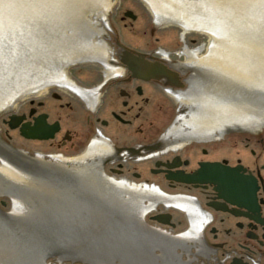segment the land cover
<instances>
[{"label": "flooded vegetation", "instance_id": "af4514ba", "mask_svg": "<svg viewBox=\"0 0 264 264\" xmlns=\"http://www.w3.org/2000/svg\"><path fill=\"white\" fill-rule=\"evenodd\" d=\"M127 11L99 35L92 61L54 78L44 100L30 99L22 113L29 126L44 117L49 132L58 128L28 139L48 146L28 152L89 168V180L121 200L127 264H264V77L189 61L191 52L209 51L191 46L195 40L181 38L178 49L129 47ZM127 47L163 66L161 77H135L123 61ZM86 152L85 161H70Z\"/></svg>", "mask_w": 264, "mask_h": 264}, {"label": "water", "instance_id": "95a60500", "mask_svg": "<svg viewBox=\"0 0 264 264\" xmlns=\"http://www.w3.org/2000/svg\"><path fill=\"white\" fill-rule=\"evenodd\" d=\"M141 1L154 25L179 24L188 32L184 39L195 40L191 46L202 42L204 54L209 49L204 56L191 52L189 61L207 62L227 73L249 76L254 71L264 77V0ZM113 5V0H0V116L40 92L72 58L69 65L90 59L81 55L99 52L97 40L106 30L104 24L108 19L114 25ZM127 15L136 18L133 12ZM181 41L172 48L178 49ZM123 61L138 78H159L164 71L146 54L128 48ZM25 117L12 114L8 124L11 129L21 125L26 138L48 139L58 128L49 132L44 117L30 127L23 123ZM0 135L12 144L1 130ZM0 153L15 159L21 169L2 163L0 157V209L7 212L0 211V264H43L53 255L90 263L120 258L127 264V215L119 214L121 200L111 197L108 186L89 180L95 173L86 168L67 173L36 166L3 140ZM88 155L70 161H85ZM180 178L193 179L189 175Z\"/></svg>", "mask_w": 264, "mask_h": 264}, {"label": "rangeland", "instance_id": "374dc122", "mask_svg": "<svg viewBox=\"0 0 264 264\" xmlns=\"http://www.w3.org/2000/svg\"><path fill=\"white\" fill-rule=\"evenodd\" d=\"M126 10H132L137 15L136 20L127 18L128 46L135 49L149 50L154 49L159 45L174 47L179 43L181 28L176 25H154L148 8L141 0H117L113 12L114 24L117 23L116 21L119 16L124 14V11ZM130 24L133 25L130 26ZM31 98L32 96L25 97L0 116V130L5 138L13 145L24 149L41 150L44 152L46 148H48L46 143L26 140L20 135L18 130H12L6 123H4V120H8L9 115L12 113H28ZM36 98V100H44L42 95H39Z\"/></svg>", "mask_w": 264, "mask_h": 264}]
</instances>
